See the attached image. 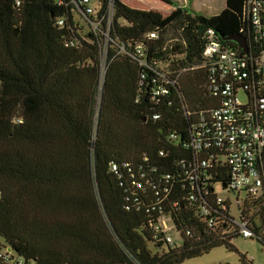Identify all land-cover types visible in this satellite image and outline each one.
Here are the masks:
<instances>
[{
    "label": "trees",
    "instance_id": "obj_1",
    "mask_svg": "<svg viewBox=\"0 0 264 264\" xmlns=\"http://www.w3.org/2000/svg\"><path fill=\"white\" fill-rule=\"evenodd\" d=\"M161 1L175 8L92 0L91 16L74 0H0V264H177L220 245L251 262L232 244L242 236L231 221L206 226L187 177L195 160L224 155L191 142L221 100L207 90L206 30L243 51L221 36L249 39L247 0H226L213 16ZM170 27L180 42L166 44ZM138 47L145 64L131 55ZM163 73L175 83L154 98ZM207 174L215 201L230 167ZM252 211L253 224L264 221ZM161 212L174 217L180 245L157 236Z\"/></svg>",
    "mask_w": 264,
    "mask_h": 264
},
{
    "label": "built area",
    "instance_id": "obj_2",
    "mask_svg": "<svg viewBox=\"0 0 264 264\" xmlns=\"http://www.w3.org/2000/svg\"><path fill=\"white\" fill-rule=\"evenodd\" d=\"M74 2L83 14L97 16L92 0ZM110 2L112 5L113 0ZM16 3L19 5L21 0H16ZM243 15L249 22L247 47L248 42L254 41L255 46L251 45L254 51H250L249 47L244 52L224 45L215 29L206 30L203 66L209 72L207 90L221 100L217 107L209 110L207 119L204 116L200 118V127L191 142L196 152L200 149L207 152L217 147L224 155L221 157L207 152L209 158L200 162L195 160L187 177L195 181L190 199L198 202V211L207 227L220 230L224 227L223 222L229 225L232 222L243 238L256 240L264 248L263 219L253 224L251 218L244 215L248 208L260 210L264 215V0H247ZM59 22L63 24V20ZM98 24L99 21L93 22L94 28ZM157 36L156 32L149 34L151 38ZM137 53L139 57L131 54L132 57L145 64L141 47H138ZM161 76L162 80L153 89L154 98L169 93L167 85L175 83L167 74ZM240 94L244 95V100ZM153 117L158 118V115ZM171 136L175 137L174 134ZM217 162H224L230 167V179L225 188L218 183L219 191L215 193L214 201L207 182L211 177L207 168L215 167ZM133 183L139 188L143 186L136 178ZM226 200L231 201L229 206L225 204ZM177 205L178 201H175L173 206ZM152 225L157 236L167 244L180 245L182 239L171 213L161 212ZM172 231L179 235L178 239L174 238ZM187 234L190 235V232L187 231Z\"/></svg>",
    "mask_w": 264,
    "mask_h": 264
},
{
    "label": "rangeland",
    "instance_id": "obj_3",
    "mask_svg": "<svg viewBox=\"0 0 264 264\" xmlns=\"http://www.w3.org/2000/svg\"><path fill=\"white\" fill-rule=\"evenodd\" d=\"M142 6L152 7L154 10L161 8L164 15L169 14L175 6H165L167 4L161 0H138ZM162 2V3H161ZM198 8L193 7L191 1H188L187 10L194 11V14H202L205 16H213L220 13L226 7V0H198L196 2ZM95 4V3H94ZM96 5V4H95ZM169 5V4H168ZM159 11V10H158ZM85 26L84 30H87ZM87 32V31H85ZM166 44H173L180 42V32L172 27H170L165 33ZM240 98L244 100V95L240 94ZM171 234L174 238L179 237V235L172 231ZM233 246L241 253L246 255V258L250 259L251 262L248 264H264V248L256 240H251L250 238L237 237L232 241ZM177 264H243L241 256L238 252L230 250L225 245H220L212 247L209 251L203 252L199 255H195Z\"/></svg>",
    "mask_w": 264,
    "mask_h": 264
},
{
    "label": "crops",
    "instance_id": "obj_4",
    "mask_svg": "<svg viewBox=\"0 0 264 264\" xmlns=\"http://www.w3.org/2000/svg\"><path fill=\"white\" fill-rule=\"evenodd\" d=\"M124 3H126L127 5L134 7V8H139V9H154L152 7H146V6H142L141 3L138 2V0H122ZM179 6L183 7V8H187V4L189 0H175ZM191 3L193 4V7L198 8V6L196 5V1L198 0H190ZM162 3V2H161ZM165 6H170L168 4H163ZM157 10H159L160 12H162L161 8H158ZM190 12H194V11H190Z\"/></svg>",
    "mask_w": 264,
    "mask_h": 264
},
{
    "label": "water",
    "instance_id": "obj_5",
    "mask_svg": "<svg viewBox=\"0 0 264 264\" xmlns=\"http://www.w3.org/2000/svg\"><path fill=\"white\" fill-rule=\"evenodd\" d=\"M221 38L223 40L235 42L243 49L244 52H247L248 50L246 38L241 34H231L227 36H221Z\"/></svg>",
    "mask_w": 264,
    "mask_h": 264
}]
</instances>
